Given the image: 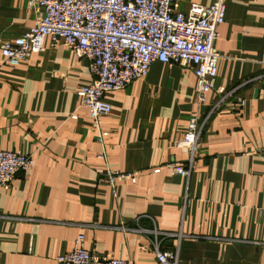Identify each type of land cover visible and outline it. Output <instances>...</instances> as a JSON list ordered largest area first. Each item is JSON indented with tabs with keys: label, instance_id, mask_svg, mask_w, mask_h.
<instances>
[{
	"label": "crops",
	"instance_id": "crops-1",
	"mask_svg": "<svg viewBox=\"0 0 264 264\" xmlns=\"http://www.w3.org/2000/svg\"><path fill=\"white\" fill-rule=\"evenodd\" d=\"M211 3L178 0V10ZM40 13L28 0H0V150L35 161L0 190V264H57L81 234L100 257L158 264L154 229L181 235L180 264H264V0L227 3L216 87L232 93L218 104L212 91L201 109L207 121L189 180L168 165L188 161L194 74L156 62L106 93L111 113L94 121L78 96L93 81L89 62L64 43L47 37L43 51L5 64L2 44L28 32ZM107 168L135 173L136 184L98 183ZM162 243L174 250L178 239Z\"/></svg>",
	"mask_w": 264,
	"mask_h": 264
},
{
	"label": "built area",
	"instance_id": "built-area-1",
	"mask_svg": "<svg viewBox=\"0 0 264 264\" xmlns=\"http://www.w3.org/2000/svg\"><path fill=\"white\" fill-rule=\"evenodd\" d=\"M228 1L212 0L209 6L192 4L183 13L178 10V0H28L31 7L42 13L28 32L3 43L1 52L5 64L16 67L43 51L47 37L55 44L62 42L73 49L78 58L89 62L93 81L82 87L78 96L94 121L111 113L110 104L104 100L106 93L122 90L142 79L154 63L190 70L197 80V110L191 115L183 139L188 161L184 165H168L173 174L189 180L207 121H200L201 109L212 91L220 96L218 104H223L232 93L216 87L218 63L223 58L216 42L219 27L226 20ZM238 105L241 109L245 101L240 99ZM34 165L32 156L0 150V190H10L18 174ZM98 175V183L110 186L123 177L130 178L133 184L137 182L135 173L122 174L108 168L99 170ZM188 203L186 195L185 205ZM150 234L158 264H180L181 235L156 229ZM167 238L178 239L174 250L162 249ZM57 264L134 263L98 256L85 247V236L81 234L73 249L58 257Z\"/></svg>",
	"mask_w": 264,
	"mask_h": 264
}]
</instances>
